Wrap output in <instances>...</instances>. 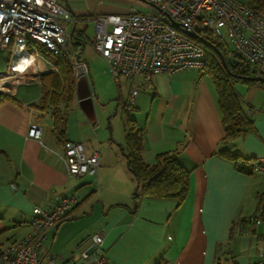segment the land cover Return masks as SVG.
<instances>
[{
	"label": "crops",
	"instance_id": "crops-1",
	"mask_svg": "<svg viewBox=\"0 0 264 264\" xmlns=\"http://www.w3.org/2000/svg\"><path fill=\"white\" fill-rule=\"evenodd\" d=\"M126 1L154 12L151 6ZM130 6L99 14L127 13ZM84 47L72 51L86 62V75L71 66L75 81L78 73L86 77L91 101L83 110L74 93L65 140L82 142L87 154L99 151L97 173L72 176L65 170L64 145L52 130V113L64 104L42 102L40 78L55 65L37 47L48 71L41 72L42 64L34 65L32 59L30 80L0 99V250L31 232L34 206L73 194L77 203L46 233L40 255L77 260L81 245L103 233L101 251L109 264H263L264 229L249 218L264 196V173L250 163L264 155V87L236 80L246 85L242 93L233 86L251 128L226 139L215 84L202 70L158 73L145 84L143 76L137 77L143 85L127 113L128 80L116 83L103 57L91 45ZM127 118L140 130L146 165L155 164L161 153L178 151L189 171L182 201L143 196L135 208L137 183L124 155ZM31 124L40 129V138L28 135ZM222 151L237 154L245 169L239 170Z\"/></svg>",
	"mask_w": 264,
	"mask_h": 264
},
{
	"label": "built area",
	"instance_id": "built-area-1",
	"mask_svg": "<svg viewBox=\"0 0 264 264\" xmlns=\"http://www.w3.org/2000/svg\"><path fill=\"white\" fill-rule=\"evenodd\" d=\"M135 1L153 7L154 12L140 11L132 5L127 13L88 18L94 24L92 49L106 61L116 83L121 78L129 82L125 112L132 110L143 85L137 77L143 76L145 84L154 74L202 69L206 52L203 43L190 35L195 32V25L200 27L198 36L207 40L227 39L230 51L248 67L249 76L264 79V14L238 0ZM78 19L58 0H0V49L8 50L5 68L0 70V99L10 93L8 86L27 83L32 76L33 69L17 67L22 54L30 55L34 65L42 64L41 72L48 71L38 53L39 45L53 55L65 54L73 67H80L86 75V62L76 58L72 51L69 26ZM203 26L205 30L201 29ZM28 135L40 138L41 131L31 124ZM99 162V151L87 154L82 142H65L64 165L69 175L96 174ZM250 163L255 171L264 173V155ZM76 203V196L71 194L42 207L34 206L29 216L31 232L0 250V264H109L101 251L103 233L91 236L95 249L86 257L69 261L52 253L40 255L46 233L67 218ZM249 220L264 229V196ZM262 237L264 264V230Z\"/></svg>",
	"mask_w": 264,
	"mask_h": 264
},
{
	"label": "trees",
	"instance_id": "trees-1",
	"mask_svg": "<svg viewBox=\"0 0 264 264\" xmlns=\"http://www.w3.org/2000/svg\"><path fill=\"white\" fill-rule=\"evenodd\" d=\"M250 6L255 12L264 14V0H238ZM76 17V16H74ZM84 34L82 31L75 30V24L72 25L71 44L73 50L84 44ZM222 55L227 59L229 55L234 54L226 47L222 41L210 39ZM206 52L204 66L202 71L211 77L218 96V105L222 117V125L225 131V138L230 139L244 134L251 128V121L244 112V108L236 93L233 82L243 81L248 84H258L264 87L260 81L238 78L237 75L250 77L248 67L239 61L237 66L232 67L227 63L225 67L217 54L205 44H202ZM42 55L48 56L55 65V70L49 71L41 76L42 102L46 103L56 101L63 102V108H56L53 113L52 130L58 141L65 144L66 115L70 102L75 93V76L71 62L65 54H55L46 50L43 46H38ZM8 96L5 95L3 98ZM126 128V148L124 155L129 171L133 175L137 187L133 194L135 208L139 199L145 197L156 198H174L182 201L188 189L189 171L181 164L178 151H169L157 156L153 165H146L141 158V137L140 130L136 128L132 119L125 121ZM222 155L233 160L239 170L245 169V164L238 161L237 154H231L222 151ZM257 209V208H256Z\"/></svg>",
	"mask_w": 264,
	"mask_h": 264
},
{
	"label": "rangeland",
	"instance_id": "rangeland-1",
	"mask_svg": "<svg viewBox=\"0 0 264 264\" xmlns=\"http://www.w3.org/2000/svg\"><path fill=\"white\" fill-rule=\"evenodd\" d=\"M58 2L64 7H69L72 15L79 18L78 22L75 24V30L77 32L82 31L84 34L83 37V41L85 44L84 49L90 48L91 41L94 36V24L92 21H88V18H91L99 13H104V11L107 8L124 9L130 6V2L126 0H58ZM137 9H139L140 11H144L143 8L140 7H137ZM72 25L73 24H70L69 28H72ZM224 44H226V47L228 49L231 48V44L227 39L224 41ZM7 57H8V50L0 49V70H3L5 68ZM233 85L235 86V89L238 92L240 91L241 93L243 92L244 88H246V85L244 83L238 81L237 82L234 81ZM242 86H244V88ZM8 87L11 90L12 87L11 86ZM261 94L264 95V93ZM239 98L240 101H243L241 96H239ZM253 107L255 110L258 109V107H256L255 105ZM131 111L132 110H129L128 112Z\"/></svg>",
	"mask_w": 264,
	"mask_h": 264
},
{
	"label": "water",
	"instance_id": "water-1",
	"mask_svg": "<svg viewBox=\"0 0 264 264\" xmlns=\"http://www.w3.org/2000/svg\"><path fill=\"white\" fill-rule=\"evenodd\" d=\"M197 18L199 19L200 16H198ZM194 28H195V32H193L190 35L193 37H196L201 43L210 47L215 52V54H217L221 63L225 67H227V63L232 67L237 66V64L239 62L238 58H236L233 55H229L227 57V59H225V57L222 55V53L219 51V49L213 43H211L209 40L205 39L202 36H198L197 31L200 30V27L198 25H195ZM201 29L205 30V26H203ZM76 77L77 78L75 81V95H76L77 100L79 101L80 107L84 110L83 104L89 100L91 101L89 85H88V82H87V79L85 76H82L78 73V74H76ZM237 77L238 78H246V79L254 80V81H260V82L264 83L263 78H256V77H252V76L245 77V76H241V75H237ZM85 114L87 115L88 118H91L87 111L85 112ZM94 249H95V245L93 244L92 240L89 239L81 245V247L79 248V252L81 253L82 257H86Z\"/></svg>",
	"mask_w": 264,
	"mask_h": 264
},
{
	"label": "bare ground",
	"instance_id": "bare-ground-1",
	"mask_svg": "<svg viewBox=\"0 0 264 264\" xmlns=\"http://www.w3.org/2000/svg\"><path fill=\"white\" fill-rule=\"evenodd\" d=\"M18 50L20 51V49L18 48ZM31 56L24 53L22 54V58L18 60V65L17 67L20 68L21 70L24 68H33L34 66L32 65V57Z\"/></svg>",
	"mask_w": 264,
	"mask_h": 264
}]
</instances>
